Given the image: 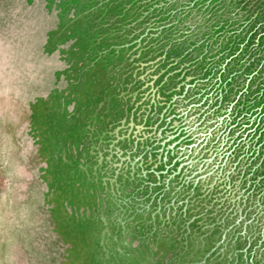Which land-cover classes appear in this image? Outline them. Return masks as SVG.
<instances>
[{
  "label": "rangeland",
  "instance_id": "374dc122",
  "mask_svg": "<svg viewBox=\"0 0 264 264\" xmlns=\"http://www.w3.org/2000/svg\"><path fill=\"white\" fill-rule=\"evenodd\" d=\"M0 264H264V0H0Z\"/></svg>",
  "mask_w": 264,
  "mask_h": 264
}]
</instances>
